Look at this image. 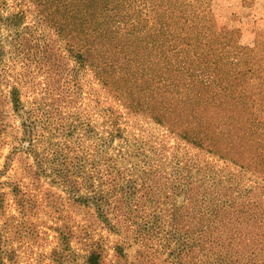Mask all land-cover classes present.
<instances>
[{"label":"trees","instance_id":"1","mask_svg":"<svg viewBox=\"0 0 264 264\" xmlns=\"http://www.w3.org/2000/svg\"><path fill=\"white\" fill-rule=\"evenodd\" d=\"M55 2L60 8L53 15L59 9L63 18L68 15L69 27L79 36V71L69 91L74 94L91 74L100 92L118 105L102 107L96 99L99 115L109 128L103 133L106 138L96 139L93 154L85 153L91 129L86 127L81 144L75 143L78 149L66 142L64 149L40 156L27 136L33 131L31 117L22 124L23 134L7 121L4 107L12 114L24 111L20 90L13 87L3 103L0 99L1 131L14 129L15 137L0 176L19 155L35 187L25 191L15 184L12 194L17 198L50 195L41 194V178L49 175L50 184L57 181L63 191L51 198H65L68 214L75 211L81 216L74 224L67 216L61 249L52 253V262L75 264L80 257L83 264H264V93L254 87L255 70L249 67L256 62L236 56V66L246 65L248 72L227 73L204 66L203 56H177L178 45H172L176 40L183 41L182 52L199 42L189 36L159 37L143 25L148 14L126 8V0ZM2 4L4 0H0V26L6 22ZM176 22L169 19L168 28ZM257 45L253 42L252 48ZM126 118L155 123L205 158L239 169L255 188L234 185L228 178H207L199 162L186 153L169 161L163 158L165 149H148L144 145L149 143L135 137L130 143L120 126ZM64 129L61 125L56 131ZM115 140L121 142L117 156H109L106 148ZM124 162L128 164L121 168ZM44 163L53 164V176ZM103 233L116 238L111 246L113 260L108 261ZM7 246L0 231V264H15L16 253ZM134 247L137 251L131 260L128 251Z\"/></svg>","mask_w":264,"mask_h":264},{"label":"rangeland","instance_id":"2","mask_svg":"<svg viewBox=\"0 0 264 264\" xmlns=\"http://www.w3.org/2000/svg\"><path fill=\"white\" fill-rule=\"evenodd\" d=\"M126 1V8L144 10L148 14L147 22H143V25L148 30L156 31L159 37L189 36L191 41L199 42L191 50L182 52L183 41L176 40V44L172 45H178L174 52L177 56L192 59L203 56L204 66L208 68L242 74L247 73L249 68L246 65L237 67L233 59L236 56H241L245 62L252 59L256 62L249 66L255 70L254 87L258 93H264V0ZM51 2L52 0H4L1 5V15L6 22L0 26V99L3 103L4 96H8L13 87L20 90L24 111L12 114L8 107H4L9 116L7 121L23 134L22 124L31 117L33 122L29 120V123L32 124L33 131L27 136L33 140V148L40 156H47L57 148L64 149L66 142L73 150L78 149L80 146L75 143L78 141V145L81 144L82 131L86 127L92 130L90 129V138L84 142L85 153L93 154L96 139L102 138L101 136L106 138L107 135L103 133L109 128L106 119L99 115L100 106L96 99L101 100L102 107L118 104L100 92L101 89L91 74L84 77L83 86L74 94L69 91L75 85L79 71L76 60L79 36L69 27L68 15L63 18L60 9L58 15H53L55 8L60 6L55 0ZM169 19L177 21L173 29L168 28ZM61 28L63 34L60 32ZM148 33L151 35L149 31ZM253 42L258 44L256 48H252ZM71 49L73 51L69 53ZM61 125L65 129L56 131L57 126ZM52 126L53 129L49 130ZM120 126L126 130L124 137L130 143L135 137L143 139L145 144L149 143V146L144 145L148 149H165L164 160L171 161L178 153H186L190 159L199 162L204 169L202 173L207 178H228L234 185H241L249 190L255 188L254 181L239 174V169L226 166L215 158H205L170 137L166 129L149 120L126 118L120 122ZM69 128L71 131H68ZM13 132L14 129L11 128L2 132L0 127V172L4 171L6 158L11 152V144L15 138ZM71 132L72 136L68 137ZM120 144L119 140H115L112 147L106 148L107 154L117 156ZM127 164L124 162L121 168ZM208 164L212 168L205 169ZM25 166L24 159L17 155L12 167L0 176V195H3L0 198V231H4L7 247L16 253L15 264H54L51 255L61 249L59 239L68 224L67 216L74 220L69 224L80 221L81 216L75 211L68 214L70 208L65 198H51V194L62 195L63 191L57 181L54 185L50 184L49 175L46 179L41 178V194L44 192L50 195L39 198H17L13 195L12 186L15 184L22 185L25 191L35 190L25 172ZM43 166L54 175L51 169L53 164L44 163ZM103 236L108 261L113 260L111 246L116 238L106 233ZM136 251L137 247L128 251L131 260ZM75 264H83V259L79 257Z\"/></svg>","mask_w":264,"mask_h":264}]
</instances>
